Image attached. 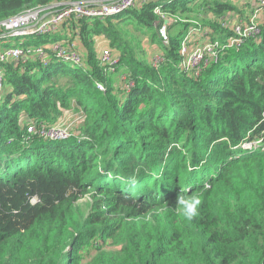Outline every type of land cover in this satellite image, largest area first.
<instances>
[{
  "label": "trees",
  "instance_id": "1",
  "mask_svg": "<svg viewBox=\"0 0 264 264\" xmlns=\"http://www.w3.org/2000/svg\"><path fill=\"white\" fill-rule=\"evenodd\" d=\"M82 1L0 0V22ZM237 4L140 0L105 20H71L57 33L1 45L47 47V57L0 63L12 87L0 96V264H264V152L238 148L264 138V26L199 76L180 68L193 26L176 22L183 28L168 45L161 33L163 16L196 17L227 43L234 34L225 18ZM129 24L152 45L159 40L167 58L160 70L139 57ZM99 37L121 58L117 72L133 79L130 94L118 93L117 72L105 75ZM58 42L80 52L83 64L57 59L48 48ZM74 102L88 140L28 134L34 122L58 124ZM193 193L199 215L185 221L177 198ZM88 195L85 210L79 202Z\"/></svg>",
  "mask_w": 264,
  "mask_h": 264
},
{
  "label": "built area",
  "instance_id": "2",
  "mask_svg": "<svg viewBox=\"0 0 264 264\" xmlns=\"http://www.w3.org/2000/svg\"><path fill=\"white\" fill-rule=\"evenodd\" d=\"M140 0H115L109 3H97L91 0L82 2L58 3L47 8L31 9L23 12L19 16L0 22V63L11 62L18 65L28 59H45L47 57V47H3L6 40L26 39L34 36H46L57 33L62 26L71 20L99 19L105 20L109 16L121 14L131 8L138 6ZM255 8L251 11L247 20H239L230 25L224 23V27L230 29L232 36L227 43L212 39L209 30L195 28L182 40L180 48L181 63L180 68L186 73L199 76L203 70L220 60L221 52L228 48L241 47L247 40L255 39L261 35L259 18L264 12V0H254ZM161 7L156 8V13L161 15ZM166 23L163 27L162 39L164 45H168V26L170 18L163 16ZM57 58L66 63L81 66L83 57L80 52L65 47L58 42L48 48ZM101 58L102 68L106 75L117 72V67L121 62L118 54L112 50H106ZM167 58L164 53L156 52L152 56L151 65L155 70H160L166 64ZM135 84L133 80H128V89L132 90ZM101 92H106V86L97 84ZM12 90L7 83L5 73L0 70V96ZM83 116L78 118L72 111H67L64 117L55 126L49 127L43 123L29 125L27 132L29 135H37L40 138L50 141H65L72 137L71 131L76 123L82 121ZM238 148L255 152H264V138L243 143Z\"/></svg>",
  "mask_w": 264,
  "mask_h": 264
},
{
  "label": "rangeland",
  "instance_id": "3",
  "mask_svg": "<svg viewBox=\"0 0 264 264\" xmlns=\"http://www.w3.org/2000/svg\"><path fill=\"white\" fill-rule=\"evenodd\" d=\"M237 1H238V4L236 6L237 11L235 13L228 14L226 16L227 18H225V21L227 24H229V26L234 24L236 21L247 20L249 15L251 14V11L254 10V8H255L254 7L255 3H253L254 0H237ZM252 3H253V5H252ZM169 18H170V20H168L169 25H167V26L169 28L168 36H170V37L175 36L180 30H182V28H183L182 25H184V24H189V26H187L188 28L193 26L191 30L195 29L194 26L201 27L204 24V21L198 20V19H196V17L184 16V17H169ZM258 21H259L261 26L262 25L264 26V12H263L262 17H260ZM176 22H180L182 25L177 24ZM231 22H233V23H231ZM127 28L129 29L128 33H130V35H131L129 40L139 47L137 49L138 50L137 54L139 55V57H142L143 59L147 60L151 64L152 56L157 51L161 52L159 40H157L158 43L155 42L152 45L150 40H149V37L142 35L140 33V31L136 30L135 25L129 24V25H127ZM119 29L123 33L125 32V29H123L122 26L119 27ZM160 36H161V33H160ZM81 49H82V52L84 54V60H85L86 54H85L82 47H81ZM106 50H112L108 40L105 39L104 37L97 38L96 51H98L100 57L102 56V54ZM106 76H108V75H106ZM111 78H112V80L116 86V89L119 88V89H117L118 93L121 92V93L128 95L134 89L133 88L132 90H129L127 88L128 87V80H131V79H130L129 75H127V73H125V72L119 71V72H117V74L112 75ZM69 111H72L74 113V115L76 116V118H78L79 115L83 116L82 121H80L79 123H76L75 127L71 131L72 137L76 136L79 138V140H88L86 135L81 134V129H80V127L83 125L82 123L84 122V119H85V114H84L82 108H79L74 102L71 110H69ZM92 203H93L92 197L90 195H88L86 198L82 199L79 202V205L82 206L85 210H88V208L90 207V205ZM87 252H88V254H94V247H90L87 250Z\"/></svg>",
  "mask_w": 264,
  "mask_h": 264
},
{
  "label": "clouds",
  "instance_id": "4",
  "mask_svg": "<svg viewBox=\"0 0 264 264\" xmlns=\"http://www.w3.org/2000/svg\"><path fill=\"white\" fill-rule=\"evenodd\" d=\"M130 186H135L136 179L134 176L128 178ZM201 205L200 198L193 193L192 195H179L177 198V211L185 221H192L199 215Z\"/></svg>",
  "mask_w": 264,
  "mask_h": 264
},
{
  "label": "crops",
  "instance_id": "5",
  "mask_svg": "<svg viewBox=\"0 0 264 264\" xmlns=\"http://www.w3.org/2000/svg\"><path fill=\"white\" fill-rule=\"evenodd\" d=\"M252 5H253V3H252ZM60 33H61V32H60ZM63 33H65V30H64V31H62V34H63Z\"/></svg>",
  "mask_w": 264,
  "mask_h": 264
}]
</instances>
